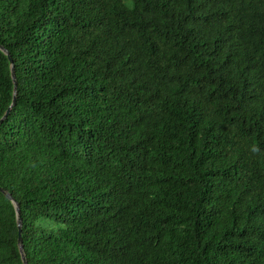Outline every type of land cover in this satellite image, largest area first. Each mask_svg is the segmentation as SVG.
<instances>
[{
    "label": "trees",
    "instance_id": "1",
    "mask_svg": "<svg viewBox=\"0 0 264 264\" xmlns=\"http://www.w3.org/2000/svg\"><path fill=\"white\" fill-rule=\"evenodd\" d=\"M0 46V264L14 203L27 264H264V0H0Z\"/></svg>",
    "mask_w": 264,
    "mask_h": 264
},
{
    "label": "water",
    "instance_id": "2",
    "mask_svg": "<svg viewBox=\"0 0 264 264\" xmlns=\"http://www.w3.org/2000/svg\"><path fill=\"white\" fill-rule=\"evenodd\" d=\"M0 49L6 54V57L8 58L9 68H10V77H11V80H12V83H13V86H12L13 95H12V98H11V102H10L9 106L5 109V111L2 114V116L0 117V122H1L6 117V115L9 113L10 107L13 106V104H14V100H15L14 91H15L16 83H15L14 74H13V70H12V60L9 57L7 51L2 46H0ZM0 192H2L4 195H6L8 198H10L12 200L10 195L5 190H3L1 187H0ZM14 209H15V216H16V226H17L16 241H17V245H18V251H19V254H20V259H21L22 264H27V262L25 260V257H24V254H23L22 240H21V236H20L21 219H20L19 208H18L17 203H14Z\"/></svg>",
    "mask_w": 264,
    "mask_h": 264
},
{
    "label": "rangeland",
    "instance_id": "3",
    "mask_svg": "<svg viewBox=\"0 0 264 264\" xmlns=\"http://www.w3.org/2000/svg\"><path fill=\"white\" fill-rule=\"evenodd\" d=\"M123 3H125L126 5H129L130 4V0H122Z\"/></svg>",
    "mask_w": 264,
    "mask_h": 264
}]
</instances>
